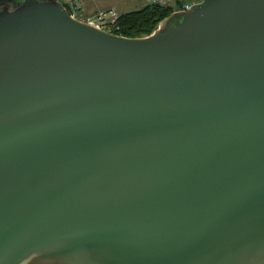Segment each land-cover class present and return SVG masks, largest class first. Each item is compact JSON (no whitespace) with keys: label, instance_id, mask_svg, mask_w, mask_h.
Here are the masks:
<instances>
[{"label":"water","instance_id":"water-1","mask_svg":"<svg viewBox=\"0 0 264 264\" xmlns=\"http://www.w3.org/2000/svg\"><path fill=\"white\" fill-rule=\"evenodd\" d=\"M0 264H264V0H0Z\"/></svg>","mask_w":264,"mask_h":264},{"label":"built area","instance_id":"built-area-1","mask_svg":"<svg viewBox=\"0 0 264 264\" xmlns=\"http://www.w3.org/2000/svg\"><path fill=\"white\" fill-rule=\"evenodd\" d=\"M63 4L69 11L70 15L80 21L86 22L96 28L111 33H116L120 12L116 8L100 10L99 12L88 15L83 0H62ZM145 4H154L163 7L175 6L177 11H187L193 5L200 3L202 0H144ZM117 34V33H116Z\"/></svg>","mask_w":264,"mask_h":264},{"label":"trees","instance_id":"trees-1","mask_svg":"<svg viewBox=\"0 0 264 264\" xmlns=\"http://www.w3.org/2000/svg\"><path fill=\"white\" fill-rule=\"evenodd\" d=\"M175 10V6L163 7L146 4L140 10L123 12L120 14L118 28L115 32L132 38L150 35Z\"/></svg>","mask_w":264,"mask_h":264},{"label":"rangeland","instance_id":"rangeland-1","mask_svg":"<svg viewBox=\"0 0 264 264\" xmlns=\"http://www.w3.org/2000/svg\"><path fill=\"white\" fill-rule=\"evenodd\" d=\"M106 3H112L110 8H116L120 14L123 12H129V11H137L142 9L146 4L144 0H105ZM107 8V9H110ZM107 9H102V10H107Z\"/></svg>","mask_w":264,"mask_h":264},{"label":"crops","instance_id":"crops-1","mask_svg":"<svg viewBox=\"0 0 264 264\" xmlns=\"http://www.w3.org/2000/svg\"><path fill=\"white\" fill-rule=\"evenodd\" d=\"M85 3L86 12L88 15H93L102 9L113 7L112 3H106L105 0H83ZM115 8V7H114Z\"/></svg>","mask_w":264,"mask_h":264}]
</instances>
